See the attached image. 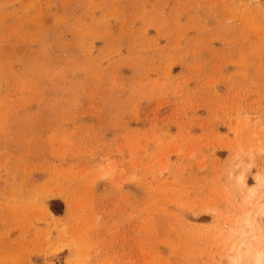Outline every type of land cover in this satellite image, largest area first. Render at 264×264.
<instances>
[{
  "label": "rangeland",
  "instance_id": "obj_1",
  "mask_svg": "<svg viewBox=\"0 0 264 264\" xmlns=\"http://www.w3.org/2000/svg\"><path fill=\"white\" fill-rule=\"evenodd\" d=\"M262 247L264 0H0V264Z\"/></svg>",
  "mask_w": 264,
  "mask_h": 264
},
{
  "label": "bare ground",
  "instance_id": "obj_2",
  "mask_svg": "<svg viewBox=\"0 0 264 264\" xmlns=\"http://www.w3.org/2000/svg\"><path fill=\"white\" fill-rule=\"evenodd\" d=\"M248 257H249L248 261L250 264H264V247L251 252L250 255H248ZM239 259H240V257H239ZM236 264H239L238 260H237Z\"/></svg>",
  "mask_w": 264,
  "mask_h": 264
}]
</instances>
